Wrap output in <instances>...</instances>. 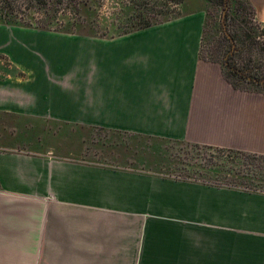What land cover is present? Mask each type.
<instances>
[{
    "label": "crops",
    "instance_id": "obj_1",
    "mask_svg": "<svg viewBox=\"0 0 264 264\" xmlns=\"http://www.w3.org/2000/svg\"><path fill=\"white\" fill-rule=\"evenodd\" d=\"M251 2L264 22V0ZM205 20L198 9L110 36L0 22V264H264V193L47 142L51 125L264 154V93L202 57Z\"/></svg>",
    "mask_w": 264,
    "mask_h": 264
},
{
    "label": "trees",
    "instance_id": "obj_2",
    "mask_svg": "<svg viewBox=\"0 0 264 264\" xmlns=\"http://www.w3.org/2000/svg\"><path fill=\"white\" fill-rule=\"evenodd\" d=\"M171 1H176L179 4L184 0ZM206 1L210 6H218L225 10V15L218 23L215 22L214 25H210V20H213V18H211L209 7L205 9L206 20L201 49L202 57L221 62L226 77L235 87L264 93V69L250 63L254 55L258 57L264 55V41H261L262 36H264V24L256 19L257 12L251 0ZM4 7L7 6L5 5ZM81 8L83 11H87L89 5L83 3ZM6 16L2 17L3 20H0V22L27 26V24L23 25L16 20V17L7 19ZM170 19L172 18L166 17L163 20H156V22L147 21L135 24L134 28L126 32L159 24ZM87 23L88 25H77L75 29H50L48 27H44L43 29L83 35L99 34L109 36L105 31L101 33L97 32L91 21H87ZM212 26L214 28L213 31L221 34V41L223 43H219L216 47L212 48L213 50L209 48L207 51L206 40ZM28 27L31 26L28 25ZM83 28H87L88 32L81 31ZM126 32L114 33L112 35ZM222 44L223 47H221ZM225 54H227L226 61L222 62L217 59L220 56L223 57ZM97 131L107 133L109 136L114 133L131 136L126 132H114L103 129ZM137 138L140 137L138 136ZM142 138L146 140L144 143L146 144L145 147H150L148 146L149 143L155 142L156 144L154 146L156 147L157 156L156 171L154 170L151 174L210 186L264 193V154L186 141L163 140L144 136ZM170 145H174L178 150V155L175 157L174 162L170 161L172 160L168 151ZM209 151H212L213 155L208 153ZM128 162L124 161V164L121 166L130 167ZM143 163L145 168L150 170L151 164Z\"/></svg>",
    "mask_w": 264,
    "mask_h": 264
},
{
    "label": "rangeland",
    "instance_id": "obj_3",
    "mask_svg": "<svg viewBox=\"0 0 264 264\" xmlns=\"http://www.w3.org/2000/svg\"><path fill=\"white\" fill-rule=\"evenodd\" d=\"M83 3L89 5L87 11L82 10ZM5 5L7 7L3 8ZM208 7L211 18H213L210 20V25L223 19L225 10L218 6H210L206 0H184L179 4L171 0H0V20L2 21V17L5 15H7V19L16 17V20L23 25L27 24L26 27L29 25L39 29L44 27L75 29L77 25H88L87 21H91L97 32L105 31L110 36L114 33L126 32L134 28L135 24L147 21L156 22V20H163L166 17L174 19L190 11L198 9L206 11L205 9ZM256 19L264 24L257 14ZM213 30L212 26L206 40L207 51L209 48L213 50L212 48L219 43H223L221 34ZM81 31L88 32L87 28H83ZM261 41H264V36ZM226 58L227 54L217 59L224 62ZM251 59L250 63L264 69V55L261 57L254 55ZM17 133V130L8 126L6 130L2 131V136L10 139ZM47 138L50 150L54 155L80 156L100 164H111L117 168L121 167L124 161H129L130 167L127 166V168H136L145 173H153L156 169L157 156L156 147H154L156 144L155 142L149 143L148 146L151 149L145 147L146 140L142 137L121 134L109 136L107 133L97 130H81L70 134L68 129L50 125ZM168 151L172 159L170 161L174 162L178 155L177 148L170 145ZM208 153L213 155L212 151ZM143 162L151 164L150 170L145 168Z\"/></svg>",
    "mask_w": 264,
    "mask_h": 264
}]
</instances>
